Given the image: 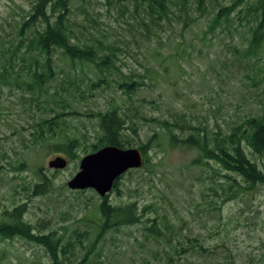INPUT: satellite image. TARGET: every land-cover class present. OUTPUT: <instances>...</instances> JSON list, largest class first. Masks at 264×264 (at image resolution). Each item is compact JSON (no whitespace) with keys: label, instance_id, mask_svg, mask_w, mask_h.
<instances>
[{"label":"rangeland","instance_id":"1","mask_svg":"<svg viewBox=\"0 0 264 264\" xmlns=\"http://www.w3.org/2000/svg\"><path fill=\"white\" fill-rule=\"evenodd\" d=\"M36 1L0 0V217L6 209L25 204L24 219L43 234L66 233L77 240L74 234L79 232L85 247L89 246L88 239L96 243L89 255L93 260L141 264L146 259L163 264L165 245L148 238L143 224L101 233L98 209L104 198L92 189L68 188L80 170V161L91 154V146L102 137L98 119L91 114L130 104L150 117L170 122L175 114L183 113L188 123L207 132L212 142L239 126L246 127L247 120H263L264 41L256 47L251 41L264 17V0H243L213 28L219 11L240 0H203V8L194 0L188 29L184 25L167 29L156 26L148 37L142 35L139 26L148 17L142 0H70L71 30L81 41L100 43L102 54L111 55L116 68L102 73L93 66L71 67L56 56L65 73L56 69L59 76L48 82L43 95L26 85L34 66L32 57L41 61L43 57L29 53L27 47H16L20 29ZM14 52L18 58L13 59ZM118 80L144 81L146 86L129 99L117 85ZM63 112L67 114L57 120L66 128L64 134H75L80 142L76 160L33 137L42 120ZM154 128L160 130L153 123L140 143L147 142ZM162 142L149 151L155 174L126 173L118 189L107 195L108 201L114 206L138 202L141 209L156 204L144 220L153 218L155 209L165 212L182 227L184 235L198 238L214 251L190 250L180 259L175 257L173 264H256L264 260V187L244 191L222 203L225 173L215 163L205 168L194 165L199 150L170 148ZM56 157L67 160L64 169L49 167ZM253 158L264 169V158ZM22 164L25 166L19 169ZM41 168L52 183L50 191L34 196L33 186L40 183L35 173ZM213 180L218 192L211 189ZM0 264L50 261L41 246L26 239L0 238Z\"/></svg>","mask_w":264,"mask_h":264},{"label":"trees","instance_id":"2","mask_svg":"<svg viewBox=\"0 0 264 264\" xmlns=\"http://www.w3.org/2000/svg\"><path fill=\"white\" fill-rule=\"evenodd\" d=\"M193 1L142 0L141 3L146 4L145 8L148 15L141 22V25L139 24L143 28L142 35L150 36L156 26L163 29L175 27V25H184V28L189 27L190 22L193 21L191 14ZM242 2L243 0H240L230 7L222 8L214 17L212 28L219 25L222 19L227 18ZM197 4L200 8L205 6L203 0H198ZM70 13V0H37L33 4L32 13L26 18L20 29L19 43L16 47L18 49L27 47L29 53L34 54L36 52L43 57V61L38 57H32L34 60L32 65L34 66L30 67V79L26 85L33 93L36 90L39 91L40 95L46 92L48 82L56 80V76H59L56 69L65 73L63 67L57 64L56 56L71 67H76L77 64L87 67L93 66L102 73L116 68L111 55L102 54L103 49L100 48L99 40L97 41L99 44L96 45L93 42L81 41L77 38L68 24ZM26 31H31L33 36L28 37ZM262 39L264 41V17L254 29L252 46H259ZM107 49H109L108 46ZM12 55L13 59L18 58L16 52ZM65 81H70V78L67 77ZM101 82L102 80L95 85L99 86ZM117 85L129 99L140 88L146 86L144 81L138 82L136 80L124 82L118 80ZM77 113L74 111V114ZM66 114L63 112L58 114L56 118L42 120L34 129L33 137L45 143V146L49 145L48 147H51L50 149L54 152L62 153L70 160H76L79 159L77 154V150L80 149L79 139L75 134L65 135L66 128L57 120ZM91 115L97 117L102 132V137L99 138L98 143L91 146V153L105 146L129 149L138 145L137 149L143 156V165L140 169L128 172L145 171L155 174L149 151L154 144L157 147L164 143L162 142L164 140L170 148L199 150L200 155L193 161L194 165L205 168L215 163L225 173L223 176L225 181L222 185V203L230 201L244 191H254L259 186L264 187V169L253 158H264V118L261 121L247 120L246 127L239 126L233 130L232 134L226 135L223 139L216 138L212 142L210 135L191 126L183 113L181 115L175 114L174 121L170 122V120L150 117L142 108L130 104L126 105L125 108L114 106L106 111ZM153 123L159 125L160 130L154 128L147 142L140 143L142 134L146 136L147 127L149 128ZM24 166L25 164H22L18 168L22 169ZM35 174L40 178V183L33 186V195H42L50 191L52 181L44 173L43 168ZM122 177L115 182L113 190L118 189L119 180ZM213 182L214 188L211 189L218 192L217 183L215 180ZM155 205H145L142 209L138 202L114 206L107 197L104 198L98 209L101 233L117 230L124 226L143 224V229L148 238L157 244L165 245L166 260L163 264H173L175 257L178 256L177 258L180 259L179 257L186 255L190 250L208 251L209 248L199 243L198 238L184 235L181 230L182 227L178 226L177 221H173L171 216L165 212L160 213L155 209L154 217L144 220L146 213L154 210ZM25 212L26 205L22 204L14 207L13 210L6 209L2 213L0 217L1 239L19 237L41 246L45 250L50 264H103L101 260L89 258L96 243L88 239L89 246L85 247L79 232L74 234H77V240L66 233L61 235H57L56 232L43 234L38 231V226L24 219ZM77 244H79L78 247ZM85 249L87 251L83 253ZM94 253L98 256L96 252ZM207 253H214V251L210 250ZM141 264L155 263H150L149 260L144 259ZM192 264L195 262L192 261ZM256 264H264V260Z\"/></svg>","mask_w":264,"mask_h":264},{"label":"water","instance_id":"3","mask_svg":"<svg viewBox=\"0 0 264 264\" xmlns=\"http://www.w3.org/2000/svg\"><path fill=\"white\" fill-rule=\"evenodd\" d=\"M143 162V156L137 148L105 146L82 158L79 172L67 185L73 191L92 189L100 197L106 198L121 176L128 171L140 169ZM66 166L67 160L61 157H56L49 163V167L54 170L64 169Z\"/></svg>","mask_w":264,"mask_h":264}]
</instances>
